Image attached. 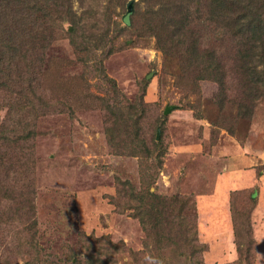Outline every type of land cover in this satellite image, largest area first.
I'll use <instances>...</instances> for the list:
<instances>
[{"label": "rangeland", "instance_id": "obj_1", "mask_svg": "<svg viewBox=\"0 0 264 264\" xmlns=\"http://www.w3.org/2000/svg\"><path fill=\"white\" fill-rule=\"evenodd\" d=\"M130 1L104 0L105 6L111 2L107 12L111 35L116 23L126 27L123 18ZM138 2L134 0V4ZM77 8L82 12L79 2L75 4ZM141 8L144 10V4ZM136 18L134 10L131 23ZM108 50L89 55L91 66L99 62L103 68V72L94 74L74 64L77 60L68 39L58 41L47 51L46 66L53 64V72L57 73L49 87L50 94L59 102H67L68 107L67 111L36 121L31 129L35 136L26 144L25 158L18 170L26 177L24 191L34 193L29 198L37 220L36 239L43 251H39V257L36 253L32 256L43 261L50 256L57 262L65 261L70 248L88 250L87 240L99 239L103 246L109 241L117 246L112 264L194 263L188 257L192 253L190 245H182L181 238L176 240L179 244L169 243L164 233L161 243L158 237L150 240L154 235L150 232L149 237L134 211L122 213L116 205H121L119 193L124 194L121 182H131L137 192L147 186H141L140 161L117 155L110 148L106 130L108 121L114 124L115 120L100 97L124 106L141 102L145 105L146 129L150 127L168 147L162 169L149 187L171 200V225L175 230H181L183 218L198 216L197 206L202 219L207 211L222 209L230 189H259V206L253 214L259 242L255 264H264V103H256L253 119L231 120L227 113L225 119L221 118L225 123H218L214 109L205 119H199L196 114L206 109L208 100L212 101L219 90L216 83L199 81L200 94L194 93L192 75L184 74L176 59L166 58L155 38L125 35L112 53ZM109 79L118 88L117 96L111 92L113 84ZM6 113L0 112V117ZM233 114L236 116L237 111ZM232 126L237 131L235 135ZM5 152L0 146V156ZM13 167L17 169L14 164ZM2 168L1 174L10 173L11 166L5 164ZM7 184L14 188L6 178ZM185 199L189 201L187 209ZM19 232L34 236L27 226L16 222L0 240L5 239L7 244ZM222 259L210 255L206 264H224Z\"/></svg>", "mask_w": 264, "mask_h": 264}, {"label": "trees", "instance_id": "obj_2", "mask_svg": "<svg viewBox=\"0 0 264 264\" xmlns=\"http://www.w3.org/2000/svg\"><path fill=\"white\" fill-rule=\"evenodd\" d=\"M78 2L82 12L75 9ZM110 3L105 6L104 0H0V112L7 111L4 118L0 117V146L6 151L0 156V167L11 166L9 174L0 173V238L16 222L34 233L31 237L19 232L7 244L5 239L0 240V264H112L116 255L117 246L112 242L103 246L99 239H89L88 250L70 248L65 261L57 262L52 256L43 261L32 256L36 253L39 257V251H43L36 239L37 220L29 198L34 193L24 191L26 177L18 170L25 158V146L35 136L31 129L36 121L67 111L68 103L59 102L57 96L50 94L49 87L57 73L53 72V64L46 66L47 51L58 41L68 39L77 60L74 64L91 69L94 74L103 72L99 62L91 66L89 61L96 51L109 48L108 53H112L125 35L155 38L165 57L176 59L184 74L192 75L194 93L200 94L202 80L219 86L206 109L196 114L199 119L215 111L218 123H225L221 118L225 119L227 113L231 120L253 119L256 103H264V0H139L134 4L136 20L126 27L116 23L113 35L111 17H107ZM109 81L113 84L112 94L117 96L115 82ZM99 100L106 103V111L115 120L114 124L108 121L106 130L110 148L117 155L140 161L141 186H147L137 192L131 182H121L124 194L119 193L122 201L116 205L122 213L127 209L134 211L149 237L150 232L154 235L150 240L158 237L161 243L164 233L169 243L179 244L176 240L181 238L182 245L191 247L188 257L194 260L192 264H206L209 246L199 237V216L183 218L181 230H175L171 225V200L149 187L162 169L168 147L150 127L146 129L145 105L141 102L124 106L106 98ZM212 109L215 111H209ZM231 129L235 135L237 131L233 126ZM13 164L17 169L12 168ZM6 178L14 188L6 186ZM258 197L259 189L255 187L231 193L238 258L229 264H255L258 258L259 242L253 223ZM187 202H183L186 209Z\"/></svg>", "mask_w": 264, "mask_h": 264}, {"label": "crops", "instance_id": "obj_3", "mask_svg": "<svg viewBox=\"0 0 264 264\" xmlns=\"http://www.w3.org/2000/svg\"><path fill=\"white\" fill-rule=\"evenodd\" d=\"M232 192V189L228 191V199H226L227 201L224 207L222 209L215 207L212 211H207L209 213L205 214V219L201 218L200 208L197 206L199 237L203 243L209 246L206 260L207 256L213 255L221 259L225 258L224 264H229L238 258L236 246L234 244L233 224L230 211V196ZM222 227L225 229H222Z\"/></svg>", "mask_w": 264, "mask_h": 264}, {"label": "water", "instance_id": "obj_4", "mask_svg": "<svg viewBox=\"0 0 264 264\" xmlns=\"http://www.w3.org/2000/svg\"><path fill=\"white\" fill-rule=\"evenodd\" d=\"M133 4H134V0H131L129 3H128V12H127V14L124 16V18H123V22H124V24L126 25V26H130L131 25V21H130V17H131V15L133 14V9H134V7H133ZM149 80H150V77L148 78ZM169 109H167L166 110V114H168L169 113ZM159 135V134H158Z\"/></svg>", "mask_w": 264, "mask_h": 264}]
</instances>
